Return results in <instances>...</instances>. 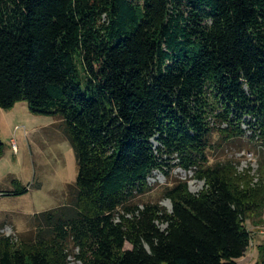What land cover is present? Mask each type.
<instances>
[{"label":"trees","instance_id":"trees-1","mask_svg":"<svg viewBox=\"0 0 264 264\" xmlns=\"http://www.w3.org/2000/svg\"><path fill=\"white\" fill-rule=\"evenodd\" d=\"M22 101L61 120L77 176L67 205L0 235V264L246 255L247 221L264 224V0H0V110ZM244 138L261 152L254 174L211 163ZM164 167L204 182L166 188L170 212L138 204Z\"/></svg>","mask_w":264,"mask_h":264},{"label":"rangeland","instance_id":"rangeland-1","mask_svg":"<svg viewBox=\"0 0 264 264\" xmlns=\"http://www.w3.org/2000/svg\"><path fill=\"white\" fill-rule=\"evenodd\" d=\"M244 139L211 152L209 160L211 163L233 160L239 163L240 172L250 169L254 174L261 152L253 150L254 146H248ZM0 141V235L17 239L33 231L34 215L67 205L69 187L76 182L77 160L61 129V120L33 114L25 101L16 103L11 109L0 110ZM152 144L157 147L156 139ZM192 176V172L180 168L164 167V171L154 172L148 179L151 191L138 204L159 203L170 212L172 205L163 199L164 190L175 181L187 180L189 190L197 194L204 182ZM255 225L252 220L246 223L252 239L246 255L238 260L239 264H255L259 260V247L264 246V224ZM160 227L165 229V226ZM125 248L132 249L128 244ZM69 264L82 263L71 257Z\"/></svg>","mask_w":264,"mask_h":264},{"label":"built area","instance_id":"built-area-1","mask_svg":"<svg viewBox=\"0 0 264 264\" xmlns=\"http://www.w3.org/2000/svg\"><path fill=\"white\" fill-rule=\"evenodd\" d=\"M249 155V154H248ZM249 156H251V155H249Z\"/></svg>","mask_w":264,"mask_h":264},{"label":"crops","instance_id":"crops-1","mask_svg":"<svg viewBox=\"0 0 264 264\" xmlns=\"http://www.w3.org/2000/svg\"><path fill=\"white\" fill-rule=\"evenodd\" d=\"M239 264V263H238Z\"/></svg>","mask_w":264,"mask_h":264}]
</instances>
